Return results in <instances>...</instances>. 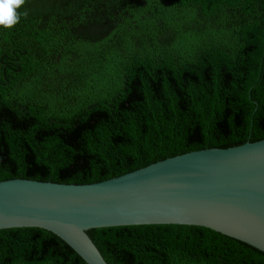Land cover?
I'll use <instances>...</instances> for the list:
<instances>
[{"label":"trees","instance_id":"trees-1","mask_svg":"<svg viewBox=\"0 0 264 264\" xmlns=\"http://www.w3.org/2000/svg\"><path fill=\"white\" fill-rule=\"evenodd\" d=\"M0 27V181L92 184L264 140V0H25ZM26 13V15H24ZM107 264H264L209 229L87 232ZM0 264H86L0 230Z\"/></svg>","mask_w":264,"mask_h":264},{"label":"water","instance_id":"water-1","mask_svg":"<svg viewBox=\"0 0 264 264\" xmlns=\"http://www.w3.org/2000/svg\"><path fill=\"white\" fill-rule=\"evenodd\" d=\"M150 225L201 227L264 253V140L184 153L92 184L0 181V230L47 231L86 264H107L88 231Z\"/></svg>","mask_w":264,"mask_h":264},{"label":"clouds","instance_id":"clouds-1","mask_svg":"<svg viewBox=\"0 0 264 264\" xmlns=\"http://www.w3.org/2000/svg\"><path fill=\"white\" fill-rule=\"evenodd\" d=\"M24 3L25 0H0V27L11 29L16 25L21 16L18 10Z\"/></svg>","mask_w":264,"mask_h":264}]
</instances>
